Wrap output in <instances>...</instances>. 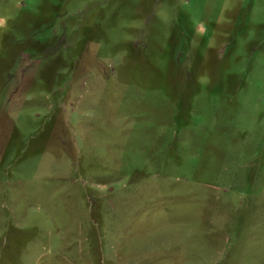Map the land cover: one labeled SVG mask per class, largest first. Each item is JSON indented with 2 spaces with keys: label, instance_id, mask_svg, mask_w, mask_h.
<instances>
[{
  "label": "rangeland",
  "instance_id": "rangeland-1",
  "mask_svg": "<svg viewBox=\"0 0 264 264\" xmlns=\"http://www.w3.org/2000/svg\"><path fill=\"white\" fill-rule=\"evenodd\" d=\"M0 264H264V0H0Z\"/></svg>",
  "mask_w": 264,
  "mask_h": 264
}]
</instances>
